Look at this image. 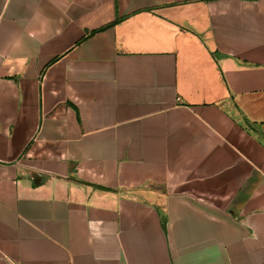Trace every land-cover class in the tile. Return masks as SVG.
I'll list each match as a JSON object with an SVG mask.
<instances>
[{
	"label": "crops",
	"instance_id": "0c3cea01",
	"mask_svg": "<svg viewBox=\"0 0 264 264\" xmlns=\"http://www.w3.org/2000/svg\"><path fill=\"white\" fill-rule=\"evenodd\" d=\"M0 264H264V0H0Z\"/></svg>",
	"mask_w": 264,
	"mask_h": 264
}]
</instances>
